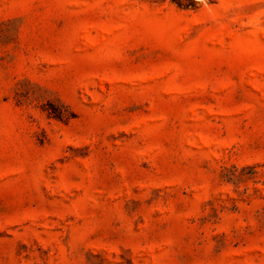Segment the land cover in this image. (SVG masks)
I'll return each mask as SVG.
<instances>
[{
  "label": "rangeland",
  "instance_id": "obj_1",
  "mask_svg": "<svg viewBox=\"0 0 264 264\" xmlns=\"http://www.w3.org/2000/svg\"><path fill=\"white\" fill-rule=\"evenodd\" d=\"M0 264H264V0H0Z\"/></svg>",
  "mask_w": 264,
  "mask_h": 264
}]
</instances>
